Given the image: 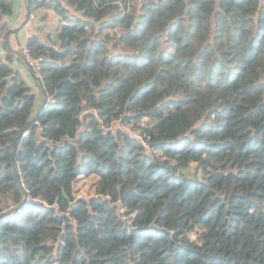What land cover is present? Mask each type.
Returning a JSON list of instances; mask_svg holds the SVG:
<instances>
[{"label":"trees","instance_id":"trees-1","mask_svg":"<svg viewBox=\"0 0 264 264\" xmlns=\"http://www.w3.org/2000/svg\"><path fill=\"white\" fill-rule=\"evenodd\" d=\"M133 1L0 0V264H264V4Z\"/></svg>","mask_w":264,"mask_h":264},{"label":"crops","instance_id":"crops-1","mask_svg":"<svg viewBox=\"0 0 264 264\" xmlns=\"http://www.w3.org/2000/svg\"><path fill=\"white\" fill-rule=\"evenodd\" d=\"M15 2V13L7 20V24L11 29L14 28H20L26 18V0H14ZM47 14L49 15V19L52 23H56L54 27H57V23L59 20V15L52 11V10H46ZM34 16V15H33ZM32 34H34V26L32 22H28L23 27L20 28L18 32H14L10 34L9 36V46L15 50H21V45L28 39ZM5 54V52H3ZM14 65L19 68L23 74L28 78L29 80L32 79V76L30 75L28 66L25 64H22L21 62H15ZM35 79H32V84L34 85L36 81H33Z\"/></svg>","mask_w":264,"mask_h":264},{"label":"water","instance_id":"water-1","mask_svg":"<svg viewBox=\"0 0 264 264\" xmlns=\"http://www.w3.org/2000/svg\"><path fill=\"white\" fill-rule=\"evenodd\" d=\"M30 10H31V0H26V18H25V21L23 23V25L21 27H23L25 24L28 23L29 19H30ZM20 27V28H21ZM20 28H14V29H9V31L7 32V35H6V41L9 42V36L10 34L14 33V32H18L20 30ZM29 68V71L31 72V74L33 75V77L39 82V85L42 89V91L45 93V89H44V86L42 84V81L41 79L39 78V76L37 75V72L35 70L34 67L32 66H28ZM47 102H48V97L47 95L45 94L44 96V99L41 103V105L39 106L38 110H37V113L36 115L34 116V118L32 119V122H35L39 116V114L42 112V110L45 108V106L47 105ZM28 126L27 125L26 127H24L20 133L18 134L17 138L15 139L14 141V168H15V172H16V175H17V179L19 181V183H22V180H21V177H20V173H19V168H18V165H17V161H16V154H17V149H18V145H19V142L21 141V139L27 134V130H28ZM27 199V193H26V197H25V200ZM22 205H19L18 207L16 208H13L11 210H8L7 212L3 213L2 215H0V219L5 216V215H10V214H13L14 212H18L20 211V209L22 208Z\"/></svg>","mask_w":264,"mask_h":264},{"label":"built area","instance_id":"built-area-1","mask_svg":"<svg viewBox=\"0 0 264 264\" xmlns=\"http://www.w3.org/2000/svg\"><path fill=\"white\" fill-rule=\"evenodd\" d=\"M148 1H158V0H134L133 2L138 7H141L144 3L148 2ZM260 2L262 4H264V0H260ZM33 18H34V16L32 15L30 19H33ZM60 24L61 25L62 24H66V20L64 18H62V17H59V20H58V25H60ZM21 50H22L23 59H24V61H25L27 66H32L34 68L39 67L41 59L33 58L27 46L21 47ZM141 127L142 128H148L145 124H142ZM124 130L130 137L142 141L145 147H147V148L149 147L148 146L149 144L147 143V140L141 134L140 130L134 128L132 125L124 126ZM157 155L161 156L160 155V151H157ZM162 158L164 159V157H162Z\"/></svg>","mask_w":264,"mask_h":264},{"label":"rangeland","instance_id":"rangeland-1","mask_svg":"<svg viewBox=\"0 0 264 264\" xmlns=\"http://www.w3.org/2000/svg\"><path fill=\"white\" fill-rule=\"evenodd\" d=\"M40 12H41V14H43V13L47 14L46 9H42V10H40ZM48 19H49V17H48ZM30 20H33L35 23H38L37 19H35V18L30 19ZM50 23L51 24H49V22L45 23L46 25H48L45 29V32L51 33L52 36H55L56 27H54V25H56V23H52V22H50ZM34 87H35L36 91H38L36 84L34 85ZM38 95H40V94H38ZM39 102H40V99L37 101V104H39ZM97 181H98V178L96 176H93L90 178L82 176L80 178V180H78L76 183L77 194L80 197L81 196H83V197L92 196L95 193V187H96Z\"/></svg>","mask_w":264,"mask_h":264}]
</instances>
